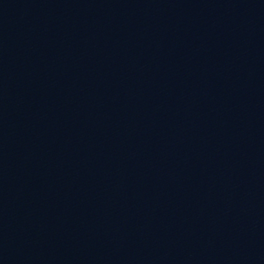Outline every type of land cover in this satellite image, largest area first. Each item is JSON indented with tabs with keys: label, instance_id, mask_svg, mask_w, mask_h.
<instances>
[{
	"label": "water",
	"instance_id": "water-1",
	"mask_svg": "<svg viewBox=\"0 0 264 264\" xmlns=\"http://www.w3.org/2000/svg\"><path fill=\"white\" fill-rule=\"evenodd\" d=\"M0 264H264V0H0Z\"/></svg>",
	"mask_w": 264,
	"mask_h": 264
}]
</instances>
